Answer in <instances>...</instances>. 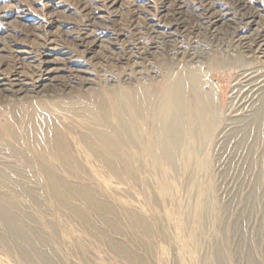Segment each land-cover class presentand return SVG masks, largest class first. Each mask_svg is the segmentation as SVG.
Wrapping results in <instances>:
<instances>
[{
  "label": "rangeland",
  "instance_id": "obj_1",
  "mask_svg": "<svg viewBox=\"0 0 264 264\" xmlns=\"http://www.w3.org/2000/svg\"><path fill=\"white\" fill-rule=\"evenodd\" d=\"M191 69L200 95L184 91L170 161L165 113ZM102 104L93 119L86 109ZM32 112L80 154V171L55 177L104 208L58 201L30 168ZM6 124L20 141L0 134V200L25 236L0 221V264H264V0H0ZM114 129L115 155L92 136Z\"/></svg>",
  "mask_w": 264,
  "mask_h": 264
},
{
  "label": "bare ground",
  "instance_id": "obj_2",
  "mask_svg": "<svg viewBox=\"0 0 264 264\" xmlns=\"http://www.w3.org/2000/svg\"><path fill=\"white\" fill-rule=\"evenodd\" d=\"M246 6V5H245ZM216 13V12H215ZM214 13V14H215ZM167 16V15H166ZM250 16V15H249ZM104 17V16H103ZM247 24L250 25L252 23H255V17H247L246 19ZM173 24V23H172ZM243 37V36H240ZM252 44V43H251ZM250 45V44H249ZM30 52V51H29ZM48 66V65H47ZM54 69V68H53ZM13 70V69H12ZM51 70V69H50ZM49 72V71H48ZM177 77V76H176ZM54 79V78H53ZM21 80V79H20ZM46 80V79H45ZM50 80V79H49ZM4 82V81H3ZM19 82V81H18ZM43 80L39 81V84H43ZM54 83V82H53ZM172 84V83H171ZM1 86H6L5 83H3ZM20 86V85H19ZM24 86V85H23ZM200 78L198 74L193 70H189L186 74L181 75L176 81H175V88L170 94V99L168 102V107L166 109V113L169 116V121L165 124L164 130L168 131V134L165 136L163 143H162V150L164 153V156L166 155L167 158L170 161H173L172 153L177 149L179 145V141L181 139L183 129H184V123H185V102H184V91L186 88L190 87L194 90L195 94L198 96L200 95ZM9 87V86H8ZM255 87V86H254ZM5 88V87H4ZM92 88V87H91ZM23 89V88H22ZM172 89V88H171ZM136 90V89H135ZM171 91V90H170ZM190 91V89H189ZM193 92V91H192ZM168 93V92H167ZM202 93V92H201ZM140 95V93H138ZM210 94V93H209ZM256 94V93H255ZM254 94V95H255ZM167 95V94H166ZM211 95V94H210ZM122 96V95H121ZM189 96V94H188ZM193 96V95H192ZM168 97V96H166ZM195 97V96H194ZM129 98V97H128ZM127 98V99H128ZM204 98V97H203ZM117 99V98H115ZM114 99V100H115ZM130 99V98H129ZM149 99V98H148ZM148 99H145L148 100ZM153 99V98H152ZM166 99V98H165ZM102 100V98H101ZM203 100V99H202ZM91 101V100H90ZM103 101V100H102ZM118 101V100H117ZM121 101V100H120ZM211 101V100H210ZM122 102V101H121ZM130 102V101H129ZM132 102V101H131ZM135 102V98H134ZM138 102V101H136ZM141 102V101H140ZM198 102V101H197ZM196 102V103H197ZM204 102V101H203ZM99 103V102H98ZM163 103V102H162ZM45 104V103H44ZM127 104V103H126ZM130 104V103H129ZM132 104V103H131ZM130 104V105H131ZM142 104V103H141ZM198 104V103H197ZM120 105V104H119ZM138 105V104H137ZM112 106V105H111ZM114 106V105H113ZM112 106V107H113ZM124 106V105H123ZM87 107V106H86ZM116 107V105H115ZM127 107V106H126ZM129 107V106H128ZM134 107V106H133ZM165 107V106H164ZM193 107V106H192ZM201 107V106H200ZM31 108V107H29ZM105 107H103V104L97 107V110L94 107H90L86 109L91 115L92 118H99L97 112L98 109L100 112L106 113ZM197 108V107H196ZM75 109V108H74ZM84 110L83 108H81ZM107 109V108H106ZM115 109V108H114ZM141 109V106H140ZM143 109V108H142ZM160 108H158L159 110ZM165 109V108H164ZM34 110V109H33ZM69 110V109H68ZM66 110V111H68ZM79 110V109H78ZM116 110V109H115ZM114 110V111H115ZM118 110V109H117ZM157 110V109H156ZM157 110V112H158ZM194 110V109H193ZM192 110V111H193ZM204 110V109H203ZM210 110V109H209ZM35 111V110H34ZM62 111V110H61ZM111 111V110H110ZM113 111V110H112ZM190 111V110H189ZM196 111V110H195ZM199 111V110H198ZM53 112V111H52ZM118 112V111H117ZM200 112L201 109H200ZM211 112V111H209ZM127 113V112H126ZM141 113V112H139ZM205 113V112H204ZM208 113V112H207ZM212 113V112H211ZM74 114V113H73ZM76 114V113H75ZM111 114V113H110ZM143 114V113H142ZM109 115V114H107ZM136 115V114H134ZM162 115V114H161ZM203 115V114H202ZM67 116V115H66ZM81 116V115H80ZM104 116V115H103ZM119 116V115H117ZM122 116V115H121ZM160 116V115H159ZM164 116V115H162ZM196 116V115H194ZM263 116V115H262ZM61 117V116H60ZM193 117V116H192ZM64 118V117H63ZM124 118V117H123ZM130 118V117H129ZM136 118V117H135ZM101 119V118H100ZM105 119V118H104ZM114 119V118H113ZM131 119V118H130ZM167 119V118H166ZM200 119V118H199ZM210 119V118H209ZM30 120L33 124V129H35V137L34 140L30 139V136L28 138L29 146L31 145L35 148L34 153V161L33 163H29L30 168H35L38 171L42 172V174H45L50 179H48V184L52 188L54 195L56 196V199L58 201L63 202L66 197H80L84 196L86 201L96 210H101V208H104L105 206H101L98 204V202L95 200V198L91 197V195L88 192L79 193L76 188L71 186L70 184L66 183L64 180H60L56 178L55 176V170L60 169L64 170L66 173H71L73 171L78 172L81 170V164L78 162V157H80L79 152L77 149L73 148L70 143L67 142V140L64 138L63 132L60 128L56 127L49 118L40 115L36 112H32L30 114ZM63 120V119H62ZM109 120V118H108ZM197 120V118L195 119ZM70 121V120H69ZM124 121V120H123ZM164 121V120H163ZM41 122L43 124H46V132L44 134L40 133V130L38 129V123ZM65 122V121H64ZM71 122V121H70ZM113 122V121H111ZM142 122V121H141ZM251 122V121H250ZM164 123V122H163ZM203 123V121H202ZM249 123V122H248ZM81 124V123H80ZM122 124V123H121ZM138 124V123H137ZM196 124V123H195ZM204 124V123H203ZM257 124V123H256ZM118 125V124H117ZM124 125V124H123ZM73 126V125H72ZM90 126V125H89ZM97 126V124H96ZM99 126V125H98ZM112 126V125H111ZM125 126V125H124ZM129 126V125H127ZM258 126V125H257ZM66 127V126H64ZM156 127V126H155ZM158 127V126H157ZM157 129V128H156ZM109 131V130H108ZM128 131V130H127ZM161 132V131H160ZM164 132V131H163ZM189 132V131H188ZM199 132V131H198ZM191 133V131H190ZM0 134L5 135L7 137H11L13 140L20 141V137L18 136L17 131H15V128L10 125L6 124L4 126H0ZM114 134V135H113ZM113 136L108 135L106 132L102 131H94L92 136L94 139L98 142L100 146L107 149L110 154L115 155L116 154V146H117V140L114 138L115 135L119 137L120 130L114 129L113 130ZM122 134V132H121ZM130 134V133H129ZM139 135V134H138ZM160 135V134H159ZM163 135V134H162ZM88 139H89V135ZM140 136V135H139ZM33 137V136H32ZM131 137V136H130ZM78 138V137H77ZM91 138V137H90ZM142 138V137H141ZM6 139V138H5ZM87 139V138H86ZM135 139V138H134ZM188 140V139H187ZM194 140V139H193ZM91 141V140H90ZM90 141H82L83 144L87 147L88 151L92 153L95 157H98V153L95 151L94 146L92 145V142ZM93 141V140H92ZM190 141V140H189ZM122 143V142H121ZM135 143V142H134ZM147 143V142H146ZM148 144V143H147ZM190 144V143H189ZM160 145V144H159ZM184 145V144H183ZM28 146V147H29ZM133 146V145H132ZM194 146V145H193ZM127 147V146H126ZM98 148V147H97ZM125 148V146H124ZM123 148V149H124ZM80 149V148H79ZM150 149V148H149ZM159 149V148H158ZM184 149V148H183ZM191 149V148H190ZM18 150V149H17ZM193 150V149H192ZM101 151V150H100ZM1 152V151H0ZM123 152V151H122ZM194 152V151H193ZM19 153V152H18ZM104 153V152H103ZM138 153V152H137ZM21 154V153H19ZM107 154V153H106ZM105 154V155H106ZM149 154H151L149 152ZM148 154V155H149ZM18 155V154H17ZM155 155V154H154ZM153 155V156H154ZM20 156V155H18ZM21 157L24 158L23 154H21ZM122 157V156H121ZM131 157V156H130ZM156 157V156H155ZM28 158V157H27ZM93 159V158H91ZM123 159V158H122ZM175 159V158H174ZM32 160V159H31ZM58 162L57 167L55 168L52 164L53 162ZM102 160V159H101ZM108 160V159H107ZM117 160V159H116ZM28 161V160H27ZM167 161V160H166ZM112 162V161H111ZM159 162V161H158ZM114 163V162H113ZM109 167L112 169H116L117 167L114 164H109ZM110 168V169H111ZM186 168V167H185ZM202 168V167H201ZM85 169V168H84ZM105 169V168H104ZM36 170V172H37ZM118 170V169H117ZM86 173V172H85ZM76 174V173H75ZM114 174V173H113ZM118 174V173H117ZM74 176V174H73ZM164 176V175H163ZM80 178V177H79ZM95 178V177H94ZM132 180V179H131ZM94 181V180H93ZM99 181V180H98ZM99 183V182H98ZM141 183V182H140ZM102 185V184H101ZM136 185V184H135ZM162 185V184H161ZM163 187V186H162ZM109 188V187H108ZM116 188V187H115ZM118 188V187H117ZM167 188V187H166ZM107 189V188H106ZM121 189V188H119ZM172 189V188H171ZM103 190V189H102ZM101 190V191H102ZM108 191V190H107ZM112 191V190H111ZM174 191V190H173ZM96 192V191H95ZM103 192V191H102ZM157 192V191H156ZM92 193V192H91ZM104 193V192H103ZM120 196V195H119ZM155 196V195H154ZM174 196V195H173ZM99 197V196H98ZM1 198V197H0ZM108 198V197H107ZM105 199V198H104ZM6 200V199H5ZM84 200V199H83ZM98 200V199H97ZM100 202V201H99ZM188 203V202H187ZM107 204V203H106ZM211 206V205H210ZM123 207V206H122ZM7 205L5 201L0 200V221L10 230L14 235L17 237H21L22 239L25 236V231L23 230L22 225L18 224L13 226L15 224V220L11 217V215L8 214L7 211ZM108 208V207H106ZM114 210V209H113ZM106 211V210H104ZM155 213V212H154ZM187 213V212H186ZM197 213V212H196ZM81 214V213H80ZM83 214V213H82ZM205 215V214H204ZM137 218V217H136ZM193 218V217H192ZM135 219V218H134ZM203 219V218H202ZM134 222V221H133ZM138 222V221H137ZM136 223V222H134ZM201 223V222H200ZM211 224V223H210ZM136 225V224H135ZM144 225V224H143ZM15 237V236H14ZM2 239V238H1ZM17 239V238H16ZM4 240V239H3ZM19 240V239H18ZM24 255V254H23ZM221 263V262H219Z\"/></svg>",
  "mask_w": 264,
  "mask_h": 264
}]
</instances>
